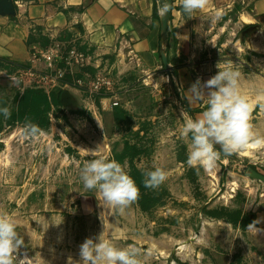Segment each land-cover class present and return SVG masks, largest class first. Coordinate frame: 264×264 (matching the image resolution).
Instances as JSON below:
<instances>
[{
    "label": "rangeland",
    "instance_id": "374dc122",
    "mask_svg": "<svg viewBox=\"0 0 264 264\" xmlns=\"http://www.w3.org/2000/svg\"><path fill=\"white\" fill-rule=\"evenodd\" d=\"M255 34L238 26L221 35L207 58L212 69L201 82L217 74L218 64L238 66L240 90L253 106L252 123L264 136V39L256 41ZM175 70L103 75L111 85L99 91L89 83L94 75L80 89L72 80L63 87L72 104L64 106L55 102L62 85L42 79V66L25 74L0 63V107L11 111L8 119L0 114V211L13 215L24 238L18 261L80 264V245L87 238L98 243L103 234L118 248L141 249L145 264H260L246 228L203 209L252 216L264 210V183L245 172L264 176V145L250 144L211 171L189 166L191 135H181V113L195 118L207 105L189 106ZM117 108L124 111L120 121L114 118ZM26 122L39 125L45 136L22 139ZM126 144L142 153L122 157ZM81 149L98 151L93 156ZM100 156L127 161L128 173L163 168L167 179L151 189L164 194L157 207L143 212L134 202L120 214L103 203L98 190L86 189L80 171L85 161Z\"/></svg>",
    "mask_w": 264,
    "mask_h": 264
},
{
    "label": "crops",
    "instance_id": "0c3cea01",
    "mask_svg": "<svg viewBox=\"0 0 264 264\" xmlns=\"http://www.w3.org/2000/svg\"><path fill=\"white\" fill-rule=\"evenodd\" d=\"M1 1V64L26 74L31 50L53 43L77 47L89 57L84 77L149 76L167 70V61L176 68L192 109L200 103H189L188 90L212 69L207 58L221 35L240 26L256 29V41L264 39V0H210L191 16L183 12L181 0H168L171 12L164 18L158 15L159 0H12L10 14ZM181 61L184 66L178 68ZM197 64L198 74L192 75ZM59 83L64 91L68 84ZM251 218H264V210ZM257 227L264 228V222ZM246 232L264 264V235L247 227Z\"/></svg>",
    "mask_w": 264,
    "mask_h": 264
},
{
    "label": "clouds",
    "instance_id": "9594fccd",
    "mask_svg": "<svg viewBox=\"0 0 264 264\" xmlns=\"http://www.w3.org/2000/svg\"><path fill=\"white\" fill-rule=\"evenodd\" d=\"M210 0H181L183 12L191 16L203 10ZM168 0H159L158 15L164 18L171 12ZM205 82L197 79L188 90L189 103H206L207 108L193 118L187 111L181 113L183 126L181 135H191L187 164L201 166L207 171L214 170L218 161L228 162V158L251 145H264L261 136L252 123L253 106L240 90L241 72L239 67L228 66ZM165 79V78H162ZM0 114L8 119L9 107H0ZM45 136L37 124L26 122L21 129V138L37 142ZM220 146L217 151L216 146ZM82 151L95 156L98 150ZM123 164L105 156L84 162L80 178L86 189L98 190L103 203L115 208L120 214L140 197V189ZM144 187L157 189L167 179V172L160 167L144 170ZM264 218L253 220L249 231L264 235V228L257 227ZM103 235V234H102ZM98 237L99 242L87 238L80 245V264H145L141 249L135 245L116 247L110 240ZM24 246V238L17 231V220L7 211H0V264H25L30 259L17 260L19 250ZM73 264L69 259V264Z\"/></svg>",
    "mask_w": 264,
    "mask_h": 264
},
{
    "label": "built area",
    "instance_id": "2783aa9c",
    "mask_svg": "<svg viewBox=\"0 0 264 264\" xmlns=\"http://www.w3.org/2000/svg\"><path fill=\"white\" fill-rule=\"evenodd\" d=\"M38 65L44 68L42 79L55 81L70 76L79 89L84 88L90 78V76H83L89 66V57L77 47L64 50L60 43H53L48 47H35L31 50L29 67L26 72L33 74ZM89 83L95 91L111 85V81L103 75L95 76Z\"/></svg>",
    "mask_w": 264,
    "mask_h": 264
},
{
    "label": "trees",
    "instance_id": "16d2710c",
    "mask_svg": "<svg viewBox=\"0 0 264 264\" xmlns=\"http://www.w3.org/2000/svg\"><path fill=\"white\" fill-rule=\"evenodd\" d=\"M48 46L49 45H44L42 47H48ZM64 82L68 85L73 84L70 76H66L64 78ZM27 93L28 92H26V94ZM61 93L62 92L59 93L55 101L57 104L61 103V100H60ZM123 112L124 111H122V109L117 108L114 113V118L120 121L122 119L121 116ZM0 121H1V118H0ZM141 153H142V149L140 147L130 146L126 144L122 151L121 156L134 158ZM129 175L135 180L137 186L140 189V197L136 201L140 209L143 212H150L154 210L159 204L160 199L163 198L164 194L154 192L153 190H151V188H145L143 184L144 175L139 170L132 168L131 171L129 172ZM203 210H204L203 212L207 216L217 218V219H226L229 223L240 224L242 228H246L253 221V219H251L252 214L242 215L238 212L223 213V212H216V211H208L207 209H203Z\"/></svg>",
    "mask_w": 264,
    "mask_h": 264
},
{
    "label": "water",
    "instance_id": "95a60500",
    "mask_svg": "<svg viewBox=\"0 0 264 264\" xmlns=\"http://www.w3.org/2000/svg\"><path fill=\"white\" fill-rule=\"evenodd\" d=\"M1 2H2V8H3L5 13H7V14L13 13L14 5H13L12 0H2ZM164 63H165V67L168 68L167 61H165ZM61 104L64 105V106L72 104V99H71L69 91H63L62 92V94H61ZM248 171H250L251 175L255 179H257V180H259V181L264 183V176L263 175L258 174L257 172L251 170L250 168H246L245 172H248Z\"/></svg>",
    "mask_w": 264,
    "mask_h": 264
},
{
    "label": "bare ground",
    "instance_id": "6f19581e",
    "mask_svg": "<svg viewBox=\"0 0 264 264\" xmlns=\"http://www.w3.org/2000/svg\"><path fill=\"white\" fill-rule=\"evenodd\" d=\"M249 147H251V145H250ZM253 148H254V147H253Z\"/></svg>",
    "mask_w": 264,
    "mask_h": 264
}]
</instances>
